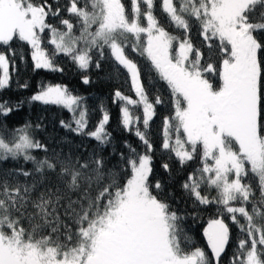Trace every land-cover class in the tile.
Masks as SVG:
<instances>
[{"label":"snow or ice","instance_id":"1","mask_svg":"<svg viewBox=\"0 0 264 264\" xmlns=\"http://www.w3.org/2000/svg\"><path fill=\"white\" fill-rule=\"evenodd\" d=\"M154 6L155 0H128V5L123 0H69L63 11L76 17V35L77 26L60 16L59 3L53 8L47 0H0V46L14 55L13 42H26L34 70L62 72L54 61L59 53L83 72L100 69L106 54L125 71L137 99L117 89L114 102H124L122 126L134 127L146 148L137 153L127 145L129 155L121 153L117 172V165L107 169L95 154L83 161L55 153L37 159L31 151L47 153L48 147L29 135V124L15 129L18 135L8 142L0 137V161L22 158L33 164L0 175V264H220L230 241L225 220L212 219L204 231L212 260L199 248L186 252L181 248L182 217L153 194L161 188L159 181L153 185L149 180L153 145L135 125L142 122L146 129L155 105L164 101L159 95L149 99L141 68L126 54L129 44L169 90L172 111L163 118L162 148L181 165L194 158L201 163L182 187L194 203L218 205L217 211L243 234L231 264H264V0H180L178 6L161 0L163 13L182 37L159 25ZM194 29L208 48L207 61L191 42ZM45 33L52 53L42 47ZM89 82L84 75L83 83ZM9 84V58L0 52V90ZM30 99L68 109L74 119L61 120V126L84 133L82 97L61 85H41ZM129 105L142 106V119L133 117ZM12 110L0 102V116ZM109 119L104 111L98 127L86 134L107 143ZM94 183L101 189L96 196L91 195ZM202 184L216 189L217 196L202 194Z\"/></svg>","mask_w":264,"mask_h":264},{"label":"trees","instance_id":"2","mask_svg":"<svg viewBox=\"0 0 264 264\" xmlns=\"http://www.w3.org/2000/svg\"><path fill=\"white\" fill-rule=\"evenodd\" d=\"M68 2L69 0H47V3L52 5L53 8L59 3L62 9L60 16L63 19H69L77 26L75 34L78 35L76 17L63 11ZM123 2L128 5V0H123ZM179 2L180 0H174L177 6ZM160 3L161 0H155L153 9V14L159 25L164 27L170 34L182 37L183 33L169 22V17L163 13ZM81 4H83V0H81ZM49 21L54 23L60 30H64L59 20H53L50 17ZM141 22L146 26V21L142 20ZM41 35L43 37L42 47L47 46L46 50L52 53L54 46L49 42V34ZM128 39L131 42L133 38L129 36ZM190 39L194 48H199L205 54L204 59L207 61L208 48L203 42V37L194 29L190 33ZM174 47H176L175 43ZM12 49H14V55L7 49V46H0V52L5 53L9 58L10 72V84L7 88L0 90V102H8L14 108L7 116H0V137H3L6 142L12 140L14 135H18V133H14L15 129L29 124V135L48 147L47 153L42 150L31 151V154L37 159H43L45 155L51 157L55 153L61 157L71 155L73 160L80 159L83 161L95 154L105 160L107 169H113V166L117 165L113 169L117 172L120 171L121 153L124 156L129 155L127 145L136 149L137 153L146 151L145 145L134 134V127L132 130H126L122 126L121 108L125 105L122 101L114 102V92L119 89L126 96L133 99H137V97L132 91L130 80L125 71L122 68L118 69L107 54L105 59L101 61L100 69L91 67L87 72H83L73 63L70 57L58 53L55 55L54 61L63 69L61 72L45 69L34 70L33 61L31 60V47L26 42L16 40L12 44ZM126 54L141 68V79L144 82L146 92L149 94V99L154 101L155 97L159 95L164 101L163 104L155 105L156 115L149 122L146 129L142 122L135 125L140 127V130L146 134L153 145L152 152L148 153L152 157V173L149 180L153 185L157 181L161 184V188L159 190L154 189L153 194L167 203L171 211L182 217L181 248L189 253L199 248L205 252L209 260H212V254L204 231L212 219L223 218L230 228V241L225 252L221 255L220 264H231L233 254L237 250L238 240L244 238V236L238 230L237 225L231 222L227 214L221 215L217 211L218 205L196 204L182 187L188 180L189 175L194 174L195 169L201 167V163L199 159L194 158L192 161L181 165L172 151L162 148L163 118L172 111L169 90L166 84L159 80L154 70L150 68L146 59L131 50L130 44L126 48ZM212 62L219 64L218 55H213ZM84 75H87L90 80L88 84L83 83ZM212 79L215 80L216 77L213 76ZM25 84H27V87H23ZM41 85H65L72 95L83 98L81 104L87 108V125L84 133L77 134L61 126V120L71 123L74 119L73 113L68 109L57 105H45L30 99L34 93L39 91ZM128 107L134 118L140 116L142 119L141 105H129ZM104 111H107L110 116L108 123L105 125V131L109 134V141L101 144L86 133L98 127ZM164 164L168 165L167 170L163 167ZM20 167L32 169L33 164L31 162L25 163L22 158L15 161L11 158L0 161V175L13 168ZM194 178L199 179V175L195 174ZM20 179L23 181L24 178L20 177ZM51 179L55 183V177L53 176ZM119 182H122V178ZM100 190L94 183L91 195H98ZM200 190L202 194L208 195L209 198L217 196V190L209 188L206 184H202ZM254 192L255 198L259 199L260 194L255 188ZM79 195L78 192L72 193V198L76 199ZM248 208L251 211V204L248 205ZM238 218L241 223H244L242 217L238 215ZM25 227L27 228V223H25Z\"/></svg>","mask_w":264,"mask_h":264},{"label":"rangeland","instance_id":"3","mask_svg":"<svg viewBox=\"0 0 264 264\" xmlns=\"http://www.w3.org/2000/svg\"><path fill=\"white\" fill-rule=\"evenodd\" d=\"M9 74H10V72H9ZM61 86H64V87H66L65 85H61ZM37 93V92H36ZM35 94V93H34ZM77 116H78V112H77Z\"/></svg>","mask_w":264,"mask_h":264}]
</instances>
